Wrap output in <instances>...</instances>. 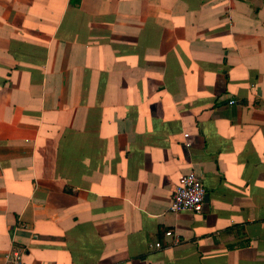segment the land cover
Returning <instances> with one entry per match:
<instances>
[{
	"label": "crops",
	"instance_id": "crops-1",
	"mask_svg": "<svg viewBox=\"0 0 264 264\" xmlns=\"http://www.w3.org/2000/svg\"><path fill=\"white\" fill-rule=\"evenodd\" d=\"M191 171L202 209L171 213ZM13 246L264 264V0H0V264Z\"/></svg>",
	"mask_w": 264,
	"mask_h": 264
},
{
	"label": "built area",
	"instance_id": "built-area-1",
	"mask_svg": "<svg viewBox=\"0 0 264 264\" xmlns=\"http://www.w3.org/2000/svg\"><path fill=\"white\" fill-rule=\"evenodd\" d=\"M234 102H229L233 104ZM206 198V190L201 182L199 176L191 171L182 175L171 195L169 211L177 214L181 212H194L198 213L202 209L203 201ZM167 240L166 246L174 247L180 243V239L173 230H165L163 234ZM151 249H160L164 244L160 241H155L149 245ZM25 250L20 247L13 246L5 255L6 264H24L23 256Z\"/></svg>",
	"mask_w": 264,
	"mask_h": 264
}]
</instances>
